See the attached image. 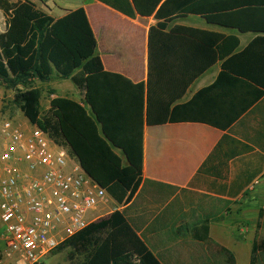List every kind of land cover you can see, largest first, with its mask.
Segmentation results:
<instances>
[{"label":"trees","instance_id":"obj_1","mask_svg":"<svg viewBox=\"0 0 264 264\" xmlns=\"http://www.w3.org/2000/svg\"><path fill=\"white\" fill-rule=\"evenodd\" d=\"M132 16L119 3L129 0H100ZM141 16L157 19L177 14H199L210 22L235 26L243 31H264V0L240 4H216V0H131ZM238 1V0H235ZM241 1V0H239ZM6 18V30L0 32V85L15 90L13 103L34 126L49 133L58 144L67 147L85 172L103 187L119 205L130 200L143 173L144 124L168 121L205 120L220 128L218 120L201 119L196 112L200 103L233 99L234 111L229 122L247 109V81L256 89L255 101L264 94V38L253 41L243 52L228 57L217 81L200 91L188 104L170 109L163 101L165 77L156 70L167 62V52L191 43V50L203 51L196 69L182 72L171 83L184 88L194 82L217 60L224 59V49H237V39H226L212 32L191 29L167 34L164 24L152 27L149 35V79L133 84L127 78L105 71L97 53V40L86 11L79 8L55 20L32 0H0ZM184 31V32H183ZM183 37V42H182ZM211 51L213 55H210ZM226 51V50H225ZM262 51V53H259ZM196 60V59H195ZM57 76L70 80L84 92L81 102L55 97L43 112L42 91L35 82L49 83ZM154 84L161 98L152 95ZM184 87V88H183ZM179 98V97H176ZM253 243L251 264H260L264 239L260 225ZM202 240L210 241L208 222L203 224ZM70 250L69 260L81 257V264H161L137 234L127 217L114 210L106 218L91 222L84 230L63 241L53 255ZM229 254L234 264L233 255Z\"/></svg>","mask_w":264,"mask_h":264},{"label":"crops","instance_id":"obj_2","mask_svg":"<svg viewBox=\"0 0 264 264\" xmlns=\"http://www.w3.org/2000/svg\"><path fill=\"white\" fill-rule=\"evenodd\" d=\"M51 1L55 3L53 8L49 6ZM215 2L247 6V0ZM119 4L132 16L100 0H47L42 9L58 20L70 11L83 8L105 71L119 74L133 84L148 82L150 30L160 23L164 24L167 34L191 29L238 40L239 45L232 52L230 45L225 47L224 54L230 56L217 60L193 83L183 87V94L180 84L177 86L171 81L182 78L184 71L196 69L202 62L200 57L206 59L209 53L191 50V43L167 52L169 64L159 67L156 75L162 74L166 79L163 101L172 103L170 109L191 102L200 91L217 81L228 57L264 38V31H243L210 22L199 14H177L173 20L157 19L155 15H139L131 0L127 5L124 1ZM55 10L58 16H54ZM160 88L154 84L155 98H161ZM256 92L247 81V109L231 122L234 106L229 96L221 101L200 103L196 112L201 119L228 122L226 128L205 120L144 124L142 176L128 202L111 204H116L115 210L125 214L161 264H231L230 255L222 249L233 255L234 264H251L260 213L264 211V94L252 101ZM50 97L49 109L53 98L64 96L54 93ZM68 98L81 102L79 98ZM16 118L21 119L20 115ZM205 222H208V242L202 240ZM259 231L260 238L264 239V218ZM81 263V257H76L67 264Z\"/></svg>","mask_w":264,"mask_h":264},{"label":"built area","instance_id":"obj_3","mask_svg":"<svg viewBox=\"0 0 264 264\" xmlns=\"http://www.w3.org/2000/svg\"><path fill=\"white\" fill-rule=\"evenodd\" d=\"M113 201L67 147L0 111L4 253H21L29 264H43L63 241L98 221L100 208ZM2 256L0 251V264Z\"/></svg>","mask_w":264,"mask_h":264},{"label":"rangeland","instance_id":"obj_4","mask_svg":"<svg viewBox=\"0 0 264 264\" xmlns=\"http://www.w3.org/2000/svg\"><path fill=\"white\" fill-rule=\"evenodd\" d=\"M13 2H17L18 0H12ZM34 1L38 7L43 8V2ZM50 7H55V3L51 1L49 3ZM58 10L54 11V16H58ZM6 29V20L3 12L0 10V31H4ZM35 86L41 89L42 91V103H43V112L49 110V101L51 99V95L54 93H58L64 97H75L79 98L81 101L83 100V91L77 90L70 80H63L57 76L53 78V80L49 83H41L39 81L35 82ZM76 90V91H75ZM15 95V90L7 89L0 85V111L9 116L16 117L20 115V122L25 123L26 118L22 116L20 109L13 103V98ZM117 207L116 204H109L106 206H102L99 211L100 219L106 218V214L109 211H114ZM103 209V210H102ZM99 219V220H100ZM5 230L4 224L0 221V251L2 252L3 264H29V262L24 258L21 253L11 252L9 255L4 253L5 246L2 242L3 233ZM3 245V246H2ZM69 254L67 250L62 251L55 255L54 257H49L46 259V264H67L69 262ZM260 264H264V256L261 258Z\"/></svg>","mask_w":264,"mask_h":264}]
</instances>
